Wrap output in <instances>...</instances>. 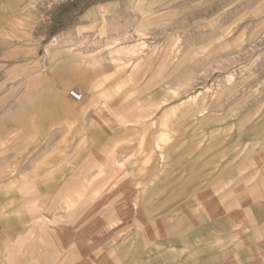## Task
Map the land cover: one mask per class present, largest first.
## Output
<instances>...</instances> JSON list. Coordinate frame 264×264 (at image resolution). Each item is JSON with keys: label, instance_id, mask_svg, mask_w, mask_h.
<instances>
[{"label": "rangeland", "instance_id": "1", "mask_svg": "<svg viewBox=\"0 0 264 264\" xmlns=\"http://www.w3.org/2000/svg\"><path fill=\"white\" fill-rule=\"evenodd\" d=\"M92 1L115 40L41 55L0 129V264H264V0Z\"/></svg>", "mask_w": 264, "mask_h": 264}, {"label": "crops", "instance_id": "2", "mask_svg": "<svg viewBox=\"0 0 264 264\" xmlns=\"http://www.w3.org/2000/svg\"><path fill=\"white\" fill-rule=\"evenodd\" d=\"M78 1L81 3L72 6ZM78 1L57 5L54 19H50L52 14L46 12L42 16L40 12L28 13L21 19L23 23L22 28L18 29V36H0V129L6 132L10 130L6 135H16L13 131L21 119V96L30 89L29 77L41 66L42 56L44 65L41 69H44V78L48 79L51 57L54 60L73 54L84 56L90 50H97L115 40L116 36L87 35L95 30L98 20L109 16L114 3L92 1L86 4L87 0ZM59 20L62 25L52 33L53 23ZM77 71L84 75V65L78 66ZM44 104L52 105V99H45Z\"/></svg>", "mask_w": 264, "mask_h": 264}, {"label": "built area", "instance_id": "3", "mask_svg": "<svg viewBox=\"0 0 264 264\" xmlns=\"http://www.w3.org/2000/svg\"><path fill=\"white\" fill-rule=\"evenodd\" d=\"M42 1L45 3L47 8L51 9L56 5L72 3L75 2L76 0H42ZM70 95L76 100H81L83 98V93L75 89L70 91Z\"/></svg>", "mask_w": 264, "mask_h": 264}]
</instances>
